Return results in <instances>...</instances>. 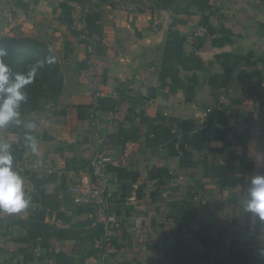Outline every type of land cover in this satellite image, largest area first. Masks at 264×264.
<instances>
[{"label": "crops", "instance_id": "0c3cea01", "mask_svg": "<svg viewBox=\"0 0 264 264\" xmlns=\"http://www.w3.org/2000/svg\"><path fill=\"white\" fill-rule=\"evenodd\" d=\"M73 3L0 0V35L40 41L62 76L55 103L0 127L28 201L0 212V264H102L81 192L94 121L105 153L125 155L107 169L123 223L103 264H264V220L245 211L264 176V0H78L86 14ZM220 93L231 104L200 118Z\"/></svg>", "mask_w": 264, "mask_h": 264}, {"label": "built area", "instance_id": "2783aa9c", "mask_svg": "<svg viewBox=\"0 0 264 264\" xmlns=\"http://www.w3.org/2000/svg\"><path fill=\"white\" fill-rule=\"evenodd\" d=\"M73 6L76 12L79 14H86L88 12L87 7L83 8L80 4H77L78 0H73ZM197 37L205 38L207 35V28L200 26L196 33ZM85 41L86 53L91 56L94 53V49L90 44V37L87 33L82 36ZM88 62V63H87ZM86 70L89 74L90 91L93 96L94 87L93 84L96 81V69L87 61ZM231 96L227 93H220L213 104L208 105L199 117L204 119L214 113L222 112L226 107L231 104ZM241 98L245 101H256L258 99L256 93L249 87L244 89L241 93ZM93 132L96 138V149L92 158L89 160L87 168L91 176V182L81 190L82 194L89 196L93 206V216L97 223L102 225V236L100 241V260L103 264L107 259L111 258L116 253V243L114 235H116L122 228L123 220L120 219L114 212V200L113 192L110 186V180L107 169L109 166H116L124 164L125 155H108L105 153L106 140L100 136L99 123L94 121ZM37 169H43L47 174H51L55 171V168L47 163H39L36 165ZM200 207H204L205 200L200 201ZM222 230L219 228L218 233Z\"/></svg>", "mask_w": 264, "mask_h": 264}, {"label": "trees", "instance_id": "16d2710c", "mask_svg": "<svg viewBox=\"0 0 264 264\" xmlns=\"http://www.w3.org/2000/svg\"><path fill=\"white\" fill-rule=\"evenodd\" d=\"M0 53H3L0 61L8 66L10 82H14L17 75L31 81L21 89L25 99L19 102L15 118L41 110L46 101H57L62 89V76L57 58L44 44L32 38L0 36ZM41 228L32 223L30 236L41 233ZM101 233L102 228L99 235Z\"/></svg>", "mask_w": 264, "mask_h": 264}, {"label": "clouds", "instance_id": "9594fccd", "mask_svg": "<svg viewBox=\"0 0 264 264\" xmlns=\"http://www.w3.org/2000/svg\"><path fill=\"white\" fill-rule=\"evenodd\" d=\"M30 82L22 75H17L15 81L10 82L8 66L0 61V127L18 115L16 108L25 99L21 89ZM9 147L6 143L0 144V212L20 213L27 208L28 201L25 199L23 180L11 170ZM249 197L245 211L264 220V176L251 180Z\"/></svg>", "mask_w": 264, "mask_h": 264}, {"label": "rangeland", "instance_id": "374dc122", "mask_svg": "<svg viewBox=\"0 0 264 264\" xmlns=\"http://www.w3.org/2000/svg\"><path fill=\"white\" fill-rule=\"evenodd\" d=\"M0 36H4V35H0ZM7 37H9V36H7ZM12 38H15V37H12ZM35 40V39H34ZM36 41H38V40H36ZM38 42H40V41H38ZM41 43V42H40ZM27 69V68H26ZM54 102H50V101H46V104L45 105H43V107H42V109H44L47 105H51V104H53Z\"/></svg>", "mask_w": 264, "mask_h": 264}]
</instances>
